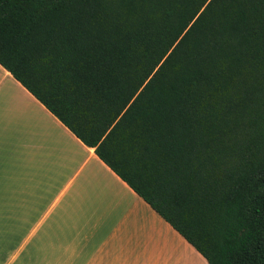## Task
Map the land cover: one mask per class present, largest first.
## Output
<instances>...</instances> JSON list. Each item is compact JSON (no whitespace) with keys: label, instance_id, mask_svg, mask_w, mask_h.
Returning <instances> with one entry per match:
<instances>
[{"label":"trees","instance_id":"16d2710c","mask_svg":"<svg viewBox=\"0 0 264 264\" xmlns=\"http://www.w3.org/2000/svg\"><path fill=\"white\" fill-rule=\"evenodd\" d=\"M0 65L207 264H264V0H0Z\"/></svg>","mask_w":264,"mask_h":264},{"label":"crops","instance_id":"0c3cea01","mask_svg":"<svg viewBox=\"0 0 264 264\" xmlns=\"http://www.w3.org/2000/svg\"><path fill=\"white\" fill-rule=\"evenodd\" d=\"M207 264L0 65V264Z\"/></svg>","mask_w":264,"mask_h":264},{"label":"rangeland","instance_id":"374dc122","mask_svg":"<svg viewBox=\"0 0 264 264\" xmlns=\"http://www.w3.org/2000/svg\"><path fill=\"white\" fill-rule=\"evenodd\" d=\"M27 258V252H23L20 259H17L15 264H26L24 259Z\"/></svg>","mask_w":264,"mask_h":264}]
</instances>
